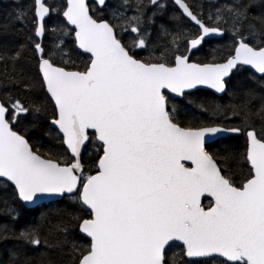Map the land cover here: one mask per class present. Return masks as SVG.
Masks as SVG:
<instances>
[{
    "label": "snow or ice",
    "instance_id": "snow-or-ice-1",
    "mask_svg": "<svg viewBox=\"0 0 264 264\" xmlns=\"http://www.w3.org/2000/svg\"><path fill=\"white\" fill-rule=\"evenodd\" d=\"M253 6L14 4L0 21V202L56 206L0 226L4 264H264V12ZM212 42L210 60L194 58Z\"/></svg>",
    "mask_w": 264,
    "mask_h": 264
},
{
    "label": "trees",
    "instance_id": "trees-1",
    "mask_svg": "<svg viewBox=\"0 0 264 264\" xmlns=\"http://www.w3.org/2000/svg\"><path fill=\"white\" fill-rule=\"evenodd\" d=\"M53 2V0H50ZM55 3L62 4L64 0H54ZM15 3H21L25 6L30 7L32 4V0H0V21H3L6 19L7 13L11 11V9L14 7ZM253 7L251 8L250 12L252 15H259L261 12H264V7H261V0H252ZM230 44V41L225 38L224 41H220L219 45H225ZM217 46L216 42H212L210 45H206L201 52L195 53L194 58L199 57L200 59L204 60H210L211 57V50L213 47ZM223 54V53H221ZM243 77H240L242 79ZM198 95H207L210 98H217L212 97L211 93L208 91L202 90L201 93H198ZM219 101L221 103H228L229 102V96L224 95L223 97H218ZM28 138L33 141L34 147H39L41 150H44V147H46L47 144V138L43 137L41 133H35L33 134L32 130L29 128L28 130ZM238 143L242 142L241 138L240 141H237ZM208 201L206 199L203 200V204H206ZM55 202H47L43 203V206L40 208H27L23 205L19 204L18 202L13 205L11 201L7 205H5L3 202H0V226H3L5 224L9 225L10 227L14 226L16 228L23 227L27 224L33 223L40 217V214L42 212L47 211L49 208L55 207ZM13 207L16 209V211L19 213L18 219L15 221L11 220L9 217V213L12 211ZM11 247V241H0V264H4V262L8 259V251Z\"/></svg>",
    "mask_w": 264,
    "mask_h": 264
},
{
    "label": "flooded vegetation",
    "instance_id": "flooded-vegetation-1",
    "mask_svg": "<svg viewBox=\"0 0 264 264\" xmlns=\"http://www.w3.org/2000/svg\"><path fill=\"white\" fill-rule=\"evenodd\" d=\"M2 1H4V0H2ZM48 2H51V1L48 0ZM167 2H168L169 4H171V0H167ZM88 3L91 4L92 1H89ZM202 90L208 91L209 93L212 94V91H210V90H208V89H202ZM242 139H243V138H241V140H242ZM204 199H206V200L208 201V202L205 204V205H207V204L209 203V199H208V198H202V202H203Z\"/></svg>",
    "mask_w": 264,
    "mask_h": 264
},
{
    "label": "water",
    "instance_id": "water-1",
    "mask_svg": "<svg viewBox=\"0 0 264 264\" xmlns=\"http://www.w3.org/2000/svg\"><path fill=\"white\" fill-rule=\"evenodd\" d=\"M89 1H92V0H88V2ZM202 89H208V88H206V86H202ZM208 90H210V91H212L213 92V90H211V89H208ZM48 201H45L44 203H47ZM24 207H26V206H24ZM27 208H29V207H27Z\"/></svg>",
    "mask_w": 264,
    "mask_h": 264
}]
</instances>
